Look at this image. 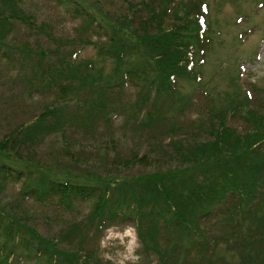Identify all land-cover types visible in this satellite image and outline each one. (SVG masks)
<instances>
[{"label":"trees","instance_id":"trees-1","mask_svg":"<svg viewBox=\"0 0 264 264\" xmlns=\"http://www.w3.org/2000/svg\"><path fill=\"white\" fill-rule=\"evenodd\" d=\"M28 1L0 0V90L12 81L46 102L0 137V264H113L100 243L118 225L138 237V260L127 264H264V98L252 102L239 71L224 93L206 79L223 46L207 0H122L115 9L68 0L82 21L72 40L39 23ZM19 29L36 40L20 42ZM87 48L95 54L82 58ZM201 98L205 112L187 120ZM12 102L1 97L0 115ZM113 117L124 136L114 146L131 144L128 157H40L49 138L101 136ZM83 204L89 210H77ZM38 211L54 225L46 233Z\"/></svg>","mask_w":264,"mask_h":264},{"label":"rangeland","instance_id":"rangeland-1","mask_svg":"<svg viewBox=\"0 0 264 264\" xmlns=\"http://www.w3.org/2000/svg\"><path fill=\"white\" fill-rule=\"evenodd\" d=\"M262 1L207 0L210 5L212 19L217 24L216 29L221 33L220 40L223 42V46L218 47L215 53L210 56L205 70L206 79H211L213 76L214 85L224 93L233 89L232 80L229 77L230 75H237L239 71L238 84L242 91L249 94L252 102H256L258 97L264 98V6L261 5ZM87 2L89 4L101 3L108 9H115L123 3L122 0H87ZM26 7L36 16L39 23L49 25L56 37L64 40L77 38L82 21L72 12L73 5L68 0H29ZM25 30L19 29L18 39L20 42L35 41L36 37ZM255 51L257 55L254 54ZM94 54L95 50L93 48H87L81 52L80 56L91 58ZM221 60L227 62V64H221ZM104 65L105 70L109 72L112 64L107 62ZM218 65L221 68L223 66V71L219 70L220 74L217 75ZM237 66H240L238 70ZM229 70L231 71L230 74L227 73ZM18 86V84L11 81L6 85L4 92L0 90V101L3 95L8 96V99L13 101L11 104H6L7 109H4V114L0 115V137L7 133L8 129L15 127L20 122L28 121L33 114L39 113L42 110L43 103L46 102L45 99L39 96L29 99L26 94L20 92ZM185 86L187 89L190 88L189 85ZM123 92L128 96L134 94V91L130 88H125ZM208 104L205 98H201L198 107L190 112L186 119L191 121L202 116ZM253 105L257 106L255 103ZM122 123L123 119L121 117H113L109 132L106 130L105 134L101 133V136L93 138L89 136L84 140H79V138L72 137V135L67 137L53 136L38 151L39 155L40 157L49 155L52 158L63 156L65 159L74 156L73 158H78L80 163H92V165H97L99 162H96L95 159H100L103 156L107 157L109 162L116 155L128 157L130 150L133 148L132 145H126L127 143L124 141L119 147H115L113 142L115 139L116 141L124 139ZM232 126L240 130L244 127V123L238 121L233 123ZM136 148L141 154L147 151V147L142 145H136ZM146 170L142 166L135 169L136 172H145ZM23 182L24 178L12 182L7 191L8 195H16ZM29 205L33 207L31 203ZM88 208V204H83L77 210L87 211ZM35 214L38 219V229L42 233H46L47 226H54L47 223V211H38ZM58 229V227L54 228V233ZM100 246L101 256L113 264L136 263L138 260L136 253L139 242L136 230L132 225H118L109 228L105 231Z\"/></svg>","mask_w":264,"mask_h":264}]
</instances>
